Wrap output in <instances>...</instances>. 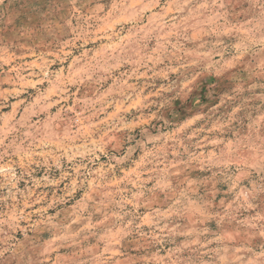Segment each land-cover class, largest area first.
Segmentation results:
<instances>
[{"label":"rangeland","instance_id":"rangeland-1","mask_svg":"<svg viewBox=\"0 0 264 264\" xmlns=\"http://www.w3.org/2000/svg\"><path fill=\"white\" fill-rule=\"evenodd\" d=\"M0 264H264V0H0Z\"/></svg>","mask_w":264,"mask_h":264}]
</instances>
